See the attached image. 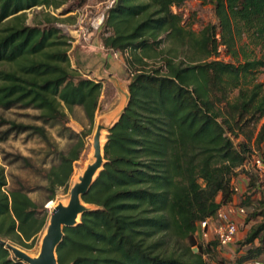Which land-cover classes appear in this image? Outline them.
I'll list each match as a JSON object with an SVG mask.
<instances>
[{
    "label": "trees",
    "instance_id": "trees-1",
    "mask_svg": "<svg viewBox=\"0 0 264 264\" xmlns=\"http://www.w3.org/2000/svg\"><path fill=\"white\" fill-rule=\"evenodd\" d=\"M186 1L115 0L106 10L103 47L132 54L126 58L127 105L106 135L105 162L81 197L90 209L76 225L63 228L58 264H210L208 257L217 264H245L264 253V220L243 242L258 238L259 244L234 263L218 258L217 242L197 233L200 221L215 217L233 199L231 181L243 173L249 180L239 204L256 200L250 214L264 216V207L256 210L264 205V188L242 168L253 154H262L264 143V89L254 83L264 70V0H211L218 27L208 24L197 33L173 11ZM62 3L0 0V64L12 66L0 69V106L22 104L38 109L45 122H59L66 117L61 103L69 110L78 105L92 124L101 81L89 71H84L89 77L82 75L79 60L70 68V43L58 27L25 22L26 9ZM242 36L259 57L216 58L221 44L236 55ZM165 39L195 57L178 60L173 48L158 50ZM153 55H160L161 66L144 60ZM35 131L46 139L43 128ZM239 133L244 139L236 144L232 136ZM83 146L79 142L61 153L49 169V199L67 186ZM5 185L0 171V237L29 247L45 227L47 212L24 187L3 190ZM0 264L23 263L0 245Z\"/></svg>",
    "mask_w": 264,
    "mask_h": 264
},
{
    "label": "rangeland",
    "instance_id": "rangeland-1",
    "mask_svg": "<svg viewBox=\"0 0 264 264\" xmlns=\"http://www.w3.org/2000/svg\"><path fill=\"white\" fill-rule=\"evenodd\" d=\"M57 1L63 2L58 8L39 5L26 9L25 22L31 26L43 27L52 24L58 27L61 33L67 36L70 43L68 48L70 68H76L75 60H79L81 65L79 72L82 75L85 74L84 71H89L91 76L101 81L100 106L95 113L93 123H89L82 108L78 105L69 110L61 103V110L65 112L66 117L59 122H45L38 109L22 104L7 108L0 106V171L6 181L3 190H10L19 186L24 187L28 196L47 212V222L53 208L50 202L56 205L58 202L69 198L72 185L83 173L86 165L92 161L91 139L99 119L108 113L110 108L116 109L123 101H127L125 96L130 73L127 69L126 58L132 59V54L128 52L122 53L121 57L118 56V58H115L114 54L109 56V49L104 48L101 41L104 28L99 30L89 28L86 32L77 31L78 23L82 19L85 21L87 17H94L101 13L111 0ZM173 11L180 13L183 17V23L195 33L208 24L218 27L215 6L211 0H187L181 7H174ZM163 38V35L158 37L160 40ZM217 39L220 41V36ZM170 48H173L171 54L177 55L178 60L195 57L187 47L177 48L166 39L161 41L158 46V50L161 49L165 52L169 51ZM234 49L236 55H232L228 48L221 44L218 47L216 58L226 62H243L245 58L252 59L260 56L258 49L250 45L245 36H242L240 40L236 39ZM144 60L151 66L162 65L160 55H153L151 58L145 57ZM11 67V65L0 64V69H10ZM255 75L254 83H261L264 89V70H260ZM85 76L89 77L88 74ZM235 94L236 90L232 96ZM35 127L44 129L46 139L35 131ZM88 132L87 136H83L84 133ZM232 137L236 144L244 139L240 133L237 137ZM79 142H83L84 146L78 160L73 164V172L67 186L58 187L54 192L53 199H49L51 195V187L47 180L49 169L58 163L61 153L66 154ZM261 153L264 157V143L261 146ZM236 181L238 184H244L241 174L236 178ZM242 196V193L236 195L237 202H241ZM255 204L256 200H253L249 204L250 206H247V216L239 220L235 241L229 247L220 248L215 252L218 258L234 263L248 248L259 244L258 238L251 244H243L246 235L264 220V216L261 214L255 216L250 214ZM263 207L264 205H257L256 210H261ZM44 232L45 227L29 247H18L31 255L37 254ZM208 258L210 264L219 263L216 258ZM248 262L264 264V253L257 259H250L245 264Z\"/></svg>",
    "mask_w": 264,
    "mask_h": 264
},
{
    "label": "water",
    "instance_id": "water-1",
    "mask_svg": "<svg viewBox=\"0 0 264 264\" xmlns=\"http://www.w3.org/2000/svg\"><path fill=\"white\" fill-rule=\"evenodd\" d=\"M126 105L127 101L120 105L117 111L109 115H103L96 124L91 139L92 161L86 165L83 173L72 185L67 203L58 202L51 210L48 222L45 225L39 252L35 255H30L22 248L0 237V245L7 248L18 261L23 264H58L56 249L63 239V228L76 225L80 221L81 215L90 209L89 206L82 202L81 197L87 193L105 162L103 148L106 135L119 120ZM103 131L106 132V135L102 144Z\"/></svg>",
    "mask_w": 264,
    "mask_h": 264
},
{
    "label": "built area",
    "instance_id": "built-area-1",
    "mask_svg": "<svg viewBox=\"0 0 264 264\" xmlns=\"http://www.w3.org/2000/svg\"><path fill=\"white\" fill-rule=\"evenodd\" d=\"M115 0L105 6L104 10L93 16H89L84 21L83 19L78 23L77 31L86 32L89 28L99 30L105 20L106 10L114 3ZM119 51H114L117 56ZM242 168L246 171L252 172L259 178V181L264 188V157L253 154L251 158L246 161ZM243 185L238 184L236 178L231 181V190L233 192V199L227 203L221 204L218 208L215 217L200 221L197 224V233L204 241L214 240L217 242L219 248L229 247L236 239L238 234V222L243 217L247 216L248 208L239 204L236 200V195L246 191L249 177L247 174H241ZM251 264V263H247Z\"/></svg>",
    "mask_w": 264,
    "mask_h": 264
},
{
    "label": "crops",
    "instance_id": "crops-1",
    "mask_svg": "<svg viewBox=\"0 0 264 264\" xmlns=\"http://www.w3.org/2000/svg\"><path fill=\"white\" fill-rule=\"evenodd\" d=\"M107 50H108V49H107ZM114 51H115V50H109V56L113 55ZM118 54H119V55H117L115 58H118V56L121 57L122 53L118 52ZM126 95H127V93H126ZM125 98L127 99L126 96H125ZM126 99H125V100H126ZM123 103H125V101H123L120 105H122ZM120 105H118V106L116 107V109H112V108H110V110H108V113H105V115H109V114H111V113L117 111V109H118V107H119Z\"/></svg>",
    "mask_w": 264,
    "mask_h": 264
},
{
    "label": "bare ground",
    "instance_id": "bare-ground-1",
    "mask_svg": "<svg viewBox=\"0 0 264 264\" xmlns=\"http://www.w3.org/2000/svg\"><path fill=\"white\" fill-rule=\"evenodd\" d=\"M105 133H106L105 131L102 132V137H101V143H102V144H103L104 141H105ZM91 159H92V155H91ZM68 199H69V198H67L65 201H61V202H62L63 204H66L67 201H68ZM54 206H55V203L52 205V207H54ZM52 207H51V208H52ZM52 209H53V208H52ZM30 255H31V254H30Z\"/></svg>",
    "mask_w": 264,
    "mask_h": 264
}]
</instances>
